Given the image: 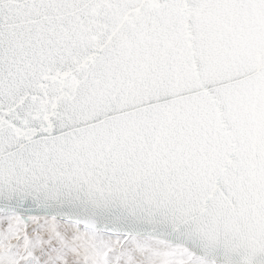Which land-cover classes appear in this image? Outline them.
<instances>
[{
  "label": "snow or ice",
  "instance_id": "6c2138e0",
  "mask_svg": "<svg viewBox=\"0 0 264 264\" xmlns=\"http://www.w3.org/2000/svg\"><path fill=\"white\" fill-rule=\"evenodd\" d=\"M0 264H264V0H0Z\"/></svg>",
  "mask_w": 264,
  "mask_h": 264
}]
</instances>
